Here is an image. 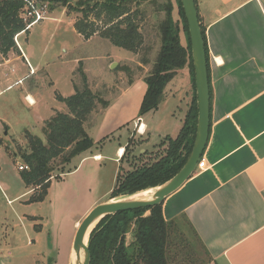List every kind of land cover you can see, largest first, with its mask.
<instances>
[{
	"label": "rangeland",
	"instance_id": "rangeland-1",
	"mask_svg": "<svg viewBox=\"0 0 264 264\" xmlns=\"http://www.w3.org/2000/svg\"><path fill=\"white\" fill-rule=\"evenodd\" d=\"M167 1L157 0L156 4L150 1L147 4L148 12L142 31L145 44L151 47L152 63L161 45L158 25L165 17L164 11L159 14L154 11L158 5ZM172 1L177 8L175 0ZM44 9L47 10L45 17L33 23L28 33L18 35L17 45L24 53L13 48L8 53V61H0V90L13 84L0 94V119L3 118V121L0 120V264H51L54 258L50 261V257L56 255L52 225L54 206L51 198L31 202V195L34 192L41 194L45 188L30 191L19 166L25 164L22 153L28 150L27 134L37 135L46 142V128L55 110L68 112L65 102L57 96H70L75 93V86L83 87L85 74L93 92L109 102L106 108L98 103L88 117L85 126L90 137L95 140L105 122L107 125L111 120H125L109 138L92 147L95 152L108 156L102 162L105 166L100 174L102 178L93 189L94 196L101 204L110 198L119 166L122 165L121 173L124 175L143 163L155 160L164 153L166 137L178 136L182 119L186 115L187 101L183 98L188 90L189 93L192 91L187 87L191 73L185 66L166 85L159 109L147 112L138 119L148 127L141 135L139 126L134 128V120L140 116L148 85L145 77L139 73L148 72L152 65L141 64L140 55L115 46L100 35H94L87 41L74 27L75 19L82 17L81 12L68 14L61 5L51 10L49 3H45ZM173 16L176 20L179 18L177 11ZM181 41L186 45L187 37L184 33L181 34ZM27 61L34 70L30 69ZM125 67L134 72L131 84L129 71ZM30 71L35 74L31 78L25 77ZM24 77L21 84L15 83L18 78ZM33 79L37 84L32 82ZM28 93L34 97L35 104L29 103L26 98ZM133 134L124 161L117 165L109 157L115 156L120 143L127 145ZM74 158L64 164L60 158L55 160L52 163V178L70 170L76 161ZM54 192L56 195V188ZM151 194L147 192L145 196ZM127 197L131 195L115 197L109 201ZM69 202H64L61 207L68 210L76 206H69ZM77 207L79 210L84 209L85 200ZM75 217L83 220V215ZM180 224L181 229L195 242L193 232L183 218Z\"/></svg>",
	"mask_w": 264,
	"mask_h": 264
},
{
	"label": "crops",
	"instance_id": "crops-1",
	"mask_svg": "<svg viewBox=\"0 0 264 264\" xmlns=\"http://www.w3.org/2000/svg\"><path fill=\"white\" fill-rule=\"evenodd\" d=\"M196 3L207 36L212 92L210 132L200 160L203 166H197L193 176L165 199L163 214L166 220L185 216L189 219L212 256L209 264H264V0ZM176 11L178 14V7L174 6L173 13ZM7 56L3 55L0 61L7 62ZM185 68L190 70L189 66ZM34 74L30 71L25 77ZM32 82L37 84L35 79ZM12 85L1 89L0 94ZM187 87L192 91L188 90L183 98L187 101L186 113L193 99L192 76ZM26 98L31 104L35 102L29 93ZM138 119L140 116L134 120V128ZM124 121L122 118L112 124L105 122L95 138L96 144L109 138ZM142 123L146 132L148 127ZM127 145L120 143L115 156L109 159L117 165L122 163ZM93 148L75 156L77 164L75 161L70 170L51 179L43 200L50 197L54 206L56 255L50 257V261L54 258L52 264L74 263L73 242L82 221L75 216L84 218L100 204L93 189L102 178V162L108 156ZM84 200L85 208L79 210L77 206ZM67 201L69 206H76L65 210L61 206ZM107 201L109 198L102 203Z\"/></svg>",
	"mask_w": 264,
	"mask_h": 264
},
{
	"label": "trees",
	"instance_id": "trees-1",
	"mask_svg": "<svg viewBox=\"0 0 264 264\" xmlns=\"http://www.w3.org/2000/svg\"><path fill=\"white\" fill-rule=\"evenodd\" d=\"M31 1L39 7L49 3L51 10L61 5L68 14L81 12L82 17L75 19L74 27L83 38L90 39L94 35H100L113 45L140 55L141 64L152 65L148 72L139 73L145 77L148 85L140 117L157 110L169 81L179 69L190 67L193 99L178 136L166 137L164 153L155 160L143 163L124 175L120 167L109 199L161 186L174 177L190 157L198 122L192 46L181 0H175L179 14L177 20L173 16L172 0L158 5L154 11L156 14L165 12V17L158 25L161 45L154 63L151 59V47L145 44L142 25L148 12L147 4L150 1L156 4L157 0H0V51L3 55H7L13 48L19 50L16 37L21 33H28L35 22V17L27 16V5ZM182 32L187 37L186 45L181 41ZM202 32L208 57L206 27L203 25ZM125 70L129 71L131 84L134 72L128 67ZM83 82V87L75 86V93L72 95L57 96L65 102L68 112L57 111L51 122H48L46 142L37 135L27 134L28 150L22 153V159L25 163L23 166L28 168L21 170L22 178L27 187L34 191L36 188H45L41 194L34 192L30 197L31 202H41L46 198L53 177L52 163L55 160L60 158L63 164L68 163L96 144L85 125L98 103L106 108L109 102L93 92L85 74ZM130 141L123 157L128 152ZM182 218L192 230L195 242L181 229V218L166 220L163 203L108 215L90 235V264L211 263L212 256L191 222L186 216Z\"/></svg>",
	"mask_w": 264,
	"mask_h": 264
},
{
	"label": "water",
	"instance_id": "water-1",
	"mask_svg": "<svg viewBox=\"0 0 264 264\" xmlns=\"http://www.w3.org/2000/svg\"><path fill=\"white\" fill-rule=\"evenodd\" d=\"M181 2L190 33L198 104L196 137L190 157L186 164L174 177L159 186L160 189H158V191L152 195V198L135 200L128 199L127 197L123 199L107 201L98 204L93 209H91L80 222L74 237L73 264H90V235L103 218L121 211L151 207L163 203L168 196L177 191L187 180L193 176L202 158L208 142L211 122V88L208 57L196 0H181Z\"/></svg>",
	"mask_w": 264,
	"mask_h": 264
},
{
	"label": "built area",
	"instance_id": "built-area-1",
	"mask_svg": "<svg viewBox=\"0 0 264 264\" xmlns=\"http://www.w3.org/2000/svg\"><path fill=\"white\" fill-rule=\"evenodd\" d=\"M27 10H28L27 16H29V17H35L36 18L35 22L43 19L45 17V15H46V11H47V10L44 9V6H40L39 7L38 5H36V3L34 1H31V2L28 3ZM17 37H16V41H17ZM0 53H1V51H0ZM22 81L23 80L21 79L17 83H21ZM143 125L144 124L140 120L136 123V126L137 127L139 126V132H141V133L144 132V131H142ZM203 164L204 163L202 161H200L199 164H198V167L201 168L203 166ZM27 168H28L27 166H23V165H20L19 166V169L20 170H24V169H27Z\"/></svg>",
	"mask_w": 264,
	"mask_h": 264
},
{
	"label": "bare ground",
	"instance_id": "bare-ground-1",
	"mask_svg": "<svg viewBox=\"0 0 264 264\" xmlns=\"http://www.w3.org/2000/svg\"><path fill=\"white\" fill-rule=\"evenodd\" d=\"M142 131H144V125L142 127ZM158 189H160V187H155V188H151V189H148V190H145V191H141V192H138V193H135L134 195H131V197H128V199H150L152 198V195L158 191ZM156 190V191H155ZM147 192H152L151 195H146ZM86 241H87V238H86ZM83 255V254H82ZM82 261V260H81ZM81 263V262H80Z\"/></svg>",
	"mask_w": 264,
	"mask_h": 264
}]
</instances>
